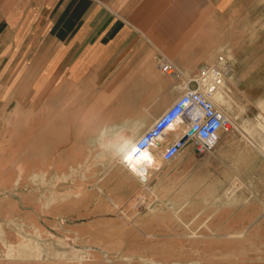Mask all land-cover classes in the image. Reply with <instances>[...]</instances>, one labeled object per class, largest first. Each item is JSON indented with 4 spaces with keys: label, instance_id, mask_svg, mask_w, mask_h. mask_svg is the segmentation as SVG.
Returning a JSON list of instances; mask_svg holds the SVG:
<instances>
[{
    "label": "rangeland",
    "instance_id": "obj_1",
    "mask_svg": "<svg viewBox=\"0 0 264 264\" xmlns=\"http://www.w3.org/2000/svg\"><path fill=\"white\" fill-rule=\"evenodd\" d=\"M19 66L0 69V264H264V112L235 102L228 80L219 98L233 123L216 148L188 152L180 165L165 168L160 158L143 186L101 151L96 133L67 132L70 105L86 112L95 105L101 114L122 94L107 100L102 84L91 96L61 83L39 85L27 59ZM149 72L134 74L144 79ZM163 75L151 86L137 84V100L125 94L124 107L140 110L141 95L150 91L151 106L162 113L177 89V79ZM126 76L115 71L113 91ZM241 154L249 156L239 160ZM170 193L180 204L168 205Z\"/></svg>",
    "mask_w": 264,
    "mask_h": 264
},
{
    "label": "crops",
    "instance_id": "obj_2",
    "mask_svg": "<svg viewBox=\"0 0 264 264\" xmlns=\"http://www.w3.org/2000/svg\"><path fill=\"white\" fill-rule=\"evenodd\" d=\"M221 55L232 65L227 84L233 100L252 103L258 113L264 112L259 105L264 102V0H0V69H19L27 59L26 68L38 71L39 85L61 83L80 96H91L102 84L113 100V77L122 70L126 84L133 87L129 101L135 102V86L153 84V78L136 79L135 71L155 68L164 57L182 76L167 96L175 97L173 103L184 81ZM154 100L145 91L140 110L132 105L128 118L140 119ZM72 106L65 115L67 132L96 133L91 126L75 124V118L82 123L92 114ZM155 106L150 107L144 131L161 114ZM175 136L170 133V139ZM194 150L189 146L171 161L161 159L164 168L180 165ZM165 171L159 176L167 177ZM139 180L146 186L148 181ZM164 197L171 198L168 205L180 204L173 201L175 193Z\"/></svg>",
    "mask_w": 264,
    "mask_h": 264
},
{
    "label": "built area",
    "instance_id": "obj_3",
    "mask_svg": "<svg viewBox=\"0 0 264 264\" xmlns=\"http://www.w3.org/2000/svg\"><path fill=\"white\" fill-rule=\"evenodd\" d=\"M159 63L164 73L176 79L182 77L166 58ZM231 72L230 59L221 55L186 79L180 96L137 138L138 155L142 151L156 150L163 161H171L189 146L201 154L212 152L221 134L228 132L233 123L232 117L212 98L223 90ZM172 132H176V136L170 139Z\"/></svg>",
    "mask_w": 264,
    "mask_h": 264
},
{
    "label": "bare ground",
    "instance_id": "obj_4",
    "mask_svg": "<svg viewBox=\"0 0 264 264\" xmlns=\"http://www.w3.org/2000/svg\"><path fill=\"white\" fill-rule=\"evenodd\" d=\"M152 69L154 70V68ZM152 69H149L150 72L147 73L149 78L164 76V72L161 69H159L160 71H156V69L152 71ZM126 83L127 82H121L120 88H116L114 90V93H119V95L122 94V96H120L118 105L114 106L108 111L101 112V114L93 112L96 108L94 107L95 105H92V109H90L91 111L89 110L90 112L88 113H90L91 115V112H93V116L95 118L93 119L92 117V119H89L92 121V123L95 124L92 126L93 128H90L94 129V131L97 133L98 147L102 152H104L105 154L110 152L113 158H118L119 162L126 166V168L129 169L130 172L133 173L137 178L148 181L154 174L153 170L154 167H156L160 156L159 152H157L156 150L142 151L138 155L136 140L141 130L145 127L146 122L141 118L135 121H133L132 118H128L127 115L130 112V108L128 109V107H124L123 97H125V94L127 93L131 94L133 87L131 85L129 86ZM109 88H111V86ZM212 98L217 105L223 104L219 98V91L215 93ZM108 99L110 98H107V100ZM168 99L169 97H166L165 101H167ZM85 113L88 114L87 112ZM228 115L231 116V114ZM244 157L247 156L245 154L241 155L239 157V160L244 159Z\"/></svg>",
    "mask_w": 264,
    "mask_h": 264
}]
</instances>
